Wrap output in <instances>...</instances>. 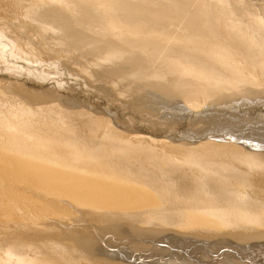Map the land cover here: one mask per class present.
I'll list each match as a JSON object with an SVG mask.
<instances>
[{
  "label": "bare ground",
  "instance_id": "1",
  "mask_svg": "<svg viewBox=\"0 0 264 264\" xmlns=\"http://www.w3.org/2000/svg\"><path fill=\"white\" fill-rule=\"evenodd\" d=\"M0 26V172L41 193L44 264H104L108 234L264 240V0H0ZM73 85L131 120L60 109Z\"/></svg>",
  "mask_w": 264,
  "mask_h": 264
},
{
  "label": "rangeland",
  "instance_id": "2",
  "mask_svg": "<svg viewBox=\"0 0 264 264\" xmlns=\"http://www.w3.org/2000/svg\"><path fill=\"white\" fill-rule=\"evenodd\" d=\"M6 87L7 84L4 85V88ZM77 87H75L74 85L70 86L71 89L69 90L72 91L71 92H69V90L67 91L70 95L68 96V93L65 92L66 96L64 97L72 100V98L75 99L76 96H79L80 98L77 97L78 101H80L78 102L79 104H60L59 105L60 109L65 110L67 112L71 111L70 113H76V112L79 113L80 111L81 112L83 111L84 113L87 112L89 113L88 115L91 114V115H95L96 117L99 116L98 118H105L110 121L113 120L112 122H114V125H115L114 120L117 121L123 120L125 121V123H128L126 119H128V121L131 120L130 116H128L130 117V119L124 116L129 114V112H127V108H125L126 111H122L124 110L122 109L124 106L122 107L121 105L117 106V104L111 105L107 103L103 105L102 103L101 105L103 109L102 110L101 107L99 106V104L103 102L102 99L100 100L96 96L93 100H91L90 98L87 97L88 92L83 90L82 92L81 89L78 91L79 88L77 89ZM74 88L77 90L75 91ZM77 92L78 94L81 95H78ZM82 95L83 97H81ZM84 96H86L87 98L86 97L85 98L89 99L90 101L86 100ZM91 96L93 97V95L89 94V97ZM96 98L98 99L97 101L99 102V104L97 103V101H95ZM81 100L83 101L82 103L83 105L81 104L82 102ZM75 101L77 103L76 99ZM94 102L97 104L95 105ZM92 103L94 104L91 105ZM88 104H90L91 106ZM253 105L254 104H251V108L253 107L252 111L255 110L257 111V109L259 110V107L257 108V105L256 106ZM73 106L75 108L78 107V109L76 108L75 110ZM98 106L100 107V109ZM116 106L118 107L117 109H112V108H116ZM107 109L113 111L109 112ZM119 109L122 110L119 112ZM114 110L117 113L118 112L119 113L116 114ZM107 112L111 113L112 115L108 114ZM121 116L122 118L124 117V119H122ZM110 117L111 118L114 117V119H111ZM213 120L215 121L213 115L211 116L208 115V118H206L205 121H203L206 124L203 122L202 123L204 124V126L205 125L207 127L209 126L208 127L209 129L219 128L218 126L217 127L215 126L216 123H213L214 122ZM136 123H134L133 127L138 128L139 124L137 123L138 126L136 125L137 126L136 127L135 126ZM118 125L120 124H117V126ZM119 127L120 126H118V129ZM143 128L140 126L138 130ZM255 130L256 129H254V131ZM247 131H244L242 133L246 134ZM183 134L179 136L183 137L184 136ZM64 137L73 138L72 136H68V134L67 136L64 135ZM184 138L185 137H183V139L180 140L181 143L185 141L192 145L198 144V141L191 140L190 138L187 137L185 138L186 139L185 140ZM177 140H174L175 141L174 143H177ZM180 141L178 140V143H180ZM256 143L257 141L256 142L237 141V144L244 145L246 148H251L254 151H259V149L255 147ZM39 195H41V193L39 192L38 188H33V187L26 188V184L24 182H12L7 174L0 172V215L3 216V218L0 219V264H44L42 254L40 252L41 245L39 243V239L46 238L47 236L45 232L46 228H54V227H51L46 223V217L49 211ZM108 236L110 238L106 236V239L104 238L105 241L103 239V237L105 236L102 237L103 240H101L100 238L93 240L95 245L94 248L96 249L94 254L95 256L92 257L93 260L101 261L104 264H155L158 262L171 264L169 263L170 261H175L176 258H182L185 260L188 259L191 263H197L198 261H201L203 262V264H214V263L220 264V262L221 264L222 262L223 264H264V240H258V241L251 240V241L241 242L238 237L224 235L209 240L184 239L187 240L184 241L183 238L178 235L177 236L174 235L173 237H171V236H166V234H164L163 237H160L159 242L153 243V247H150L152 245H149L146 242H141V245L143 246L142 248H140L138 246L137 247L129 246L130 244L128 245L127 243L122 244L120 240L116 238L119 241L118 242L115 238H113L114 237L113 235L111 237V235L108 234ZM89 237L91 239V236H88V239ZM129 241L132 243L135 242L134 239L131 238H129L127 242ZM116 242H118L117 243L118 245L116 244ZM200 243H203V245ZM112 244L114 245L112 246ZM127 248L130 251H128ZM136 249L139 250L135 252ZM112 253H115V255ZM116 254L119 257H117ZM70 259H71L70 264H74L76 262L74 261L73 258ZM205 259H207V261ZM176 262L179 261L176 260Z\"/></svg>",
  "mask_w": 264,
  "mask_h": 264
}]
</instances>
